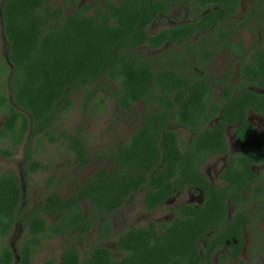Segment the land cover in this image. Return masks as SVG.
<instances>
[{
  "label": "trees",
  "instance_id": "trees-1",
  "mask_svg": "<svg viewBox=\"0 0 264 264\" xmlns=\"http://www.w3.org/2000/svg\"><path fill=\"white\" fill-rule=\"evenodd\" d=\"M50 1L0 0V29L6 43V56L0 54V115L4 114L0 140L9 141L11 147L25 141L24 164L29 171L40 168L29 143L41 137L51 143L61 138L74 155L75 171L95 160L79 133L63 130L56 136L54 126L72 107L75 90H82L84 108L94 105L99 88L90 85L99 78L114 83L112 94L119 108L130 109L140 101L159 108L146 110L128 141L102 156L109 166L96 168L65 197L53 191L22 212L25 199L18 175L12 170L0 174V264H32L41 239L52 236L67 241L59 260L50 257L42 264H211L216 251L222 261L237 260L245 247L246 231L251 236V257L239 264H260L264 129L261 133L247 114L252 110L264 115V92L249 88L264 89V43L253 42L244 49L242 40L232 42L226 37L235 33L233 27L240 21L233 18L238 0H105L92 13L88 10L96 3L66 15L63 7H51ZM183 1L197 14L209 4L216 7L193 21L154 34L147 32L149 24L168 14L170 5ZM69 2L76 7L78 0ZM255 4L252 10L263 18L264 0ZM224 21H232V28L224 29ZM203 32L225 37L231 53L245 55L238 60L235 83L230 82L229 70L215 81L223 87L220 103L212 100V75L201 76L195 69L185 68L180 64L185 54L177 55L172 49L170 54L161 47L195 33L205 38ZM144 44L156 53H133ZM213 54L200 53L205 61ZM198 66L202 68V64ZM213 117L217 122L208 123ZM172 123L185 126L192 134L181 140ZM236 123L239 149L228 155L219 174L221 183H211L201 167L215 155L228 152L225 127ZM2 152L12 155L11 149ZM253 167L261 169L257 172ZM186 187L201 191L202 202L178 203L175 214L160 224V230L153 220L129 228L118 239L119 258L114 259L102 244L92 245L85 255L74 244L84 243L93 227L100 237L109 236L108 216L140 190L145 208L154 210ZM82 201L89 205L87 212ZM19 220L26 224L27 233L15 253L2 239ZM225 247L227 251H222Z\"/></svg>",
  "mask_w": 264,
  "mask_h": 264
},
{
  "label": "rangeland",
  "instance_id": "rangeland-1",
  "mask_svg": "<svg viewBox=\"0 0 264 264\" xmlns=\"http://www.w3.org/2000/svg\"><path fill=\"white\" fill-rule=\"evenodd\" d=\"M105 0H78L77 6L74 7L69 0H51V7L61 6L64 9V14H69L74 8H79L84 4H93V8L88 10L92 13L98 5H102ZM241 7L249 2V0H241ZM241 10V8H240ZM242 11V10H241ZM187 14V17L185 16ZM194 18L190 12V6L187 3H178L172 5L167 16H159L147 27V32L150 34L157 33L159 30L171 26L177 21ZM258 33V31H257ZM245 37L246 46H250L253 42L251 32H240L239 35ZM133 53L136 55H153L155 50H151L147 45L135 48ZM0 54L6 56V43L1 35L0 29ZM230 56L226 54L219 56L209 66L210 70L215 72L224 71L223 69L230 63ZM236 61L231 63V69L235 68ZM157 68V63L153 64ZM234 78L237 75V69L234 71ZM1 81V79H0ZM90 86H98L99 90L97 97L93 100L88 108L83 107L82 90L77 89L71 94L73 102L72 107L68 112L63 113L59 118V123H55L54 132L56 136H61L62 131L66 130V134L79 133L82 140L87 146L89 155L94 156L95 160L90 164L84 166L78 171H75L76 164L74 163V155L66 149L61 138L51 143L45 138L32 140L29 143L33 158L36 159L40 168L35 171H29L24 164L25 141L18 144L16 147H11L9 141L0 140V174L4 171H14L20 181L24 190V202L22 212L31 208L39 200L50 194L53 191L60 193L62 196L74 192L80 184H82L86 177L90 175L96 168L102 166H109L111 163L102 159L111 152L117 144L126 143L131 133L140 125L141 119L146 110H157L158 105H147L142 101L137 102L130 109H121L116 104L112 87L114 83L110 82L107 77L99 78L93 81ZM252 87V86H251ZM253 89H259L252 87ZM103 99V102H99ZM4 114L0 115V126L3 122ZM249 119L255 124L259 131L264 129V117L261 114L250 111ZM171 128L180 131V139L185 140L191 134L190 131L182 125L172 123ZM227 141L229 152H234L238 148L234 126L229 127L227 131ZM11 149L12 155L7 156L2 152V149ZM227 155H217L205 162L202 165V172L211 183H221L219 178L220 170L227 164ZM254 170L259 171L260 167H254ZM143 190L134 194L133 199H128L125 205L115 213L108 216L110 220V234L107 237H100L97 228L93 227L86 234L84 243L75 241L82 253L85 255L88 249L95 244H102L108 247L113 254V258H119L122 253L115 248L118 239L129 228L137 225H144L149 220H153L160 230V224L169 221L175 214L174 207L181 202L199 203L202 199L201 193H195L194 188L186 187L182 193L175 191V193L164 203L159 205L154 210H148L143 204ZM81 206L88 211L89 205L82 201ZM232 208V205L230 206ZM49 220H54L53 216L47 214ZM259 231L264 233V218L259 220ZM26 224L19 220L11 230L8 236L4 237L2 241L8 244L12 250L17 253L20 249L22 241L26 236ZM67 238L61 236H52L50 238H42L41 245L34 253L31 262L32 264H42V262L50 257L59 260L63 244ZM203 239L201 240V243ZM251 236L249 232H245V247L241 251L237 260L226 258L224 261L219 259V252L212 254L211 264H239L241 260L249 261L251 257L250 245ZM222 251H227L223 248ZM17 258V255H16ZM257 259L260 264H264V248L257 254Z\"/></svg>",
  "mask_w": 264,
  "mask_h": 264
},
{
  "label": "flooded vegetation",
  "instance_id": "flooded-vegetation-1",
  "mask_svg": "<svg viewBox=\"0 0 264 264\" xmlns=\"http://www.w3.org/2000/svg\"><path fill=\"white\" fill-rule=\"evenodd\" d=\"M240 1L241 0H238V4H239L238 11L233 16L234 19H240V21L237 23V25H235L233 27V29L235 28V33L234 34L229 33L228 36H226V37L230 38V40L232 42H237L239 40H242L243 45H244V49H249V47L253 44V42L256 43L257 45L264 43V17L262 18V16L256 10L255 11L252 10L254 4L258 3L259 0H257V2H256V0H249V2L244 6V8L241 7V2ZM181 3L189 4L186 1L180 2V4ZM175 4H178V3H175ZM175 4H172V5H175ZM172 5H170L169 8ZM215 7H216L215 4H209V5H207L206 9L203 10L202 13L197 14L196 12H194L195 10L193 9V7L190 6V12L192 13L194 18H191V19H185L184 18V20L177 21L174 24H172L171 26H174L175 24L180 23V22L193 21L196 18H198L201 14H203L204 12H207L208 10H210V8H215ZM240 8H241L242 11L240 10ZM161 16H167V14L166 15H161ZM185 16L187 17V14ZM243 23H244V26H241V24H243ZM231 25H232V21H226V22L224 21L222 26L224 27V29L228 30V29L232 28ZM171 26H167V27H171ZM257 31H258V33H257ZM240 32L241 33L242 32H246V33L251 32V36H253V42L251 43L250 46H248V47L246 46L245 37L243 35H241V34L239 35ZM202 34L205 35L206 33L203 32ZM226 41H227V39L225 37L220 36V35L210 36V34H206L205 38H201L199 36V33H195V34H193L190 37L179 38L178 42L176 44H174V45H170L171 43L169 42V43L164 44L161 47L162 48H168V52L169 53L171 52V49H172L173 53H176L177 55L178 54H181V55L185 54L183 56V58H184V61H186V64L184 63L183 60L180 61V64L182 66L184 65L185 68L186 67L187 68L191 67V68L195 69L201 76H207V73L212 75L213 80H214L212 82V84H211L212 85L213 94H214L212 100L214 102L220 103L221 101H220V98H219V92L222 90L223 87H222V84H217V83H215V81H218L229 70L230 73H231L230 82L235 83L237 81L238 77H239L238 67H239L240 63H239L238 60L239 59L242 60V58L245 56L244 53H242L241 55H236L234 53H231V51H229L228 48L226 47L227 46ZM144 45H146V44H144ZM149 49H151V48H149ZM203 50H205L207 52H210L211 54L215 53V56H213L211 60L205 61L202 58V56L200 55V53ZM224 54H226V56H230V58H231L230 63L223 69L224 71L215 72L214 70H210L209 69L210 64L212 62H214L219 56L224 55ZM175 58H176L175 56L172 57L173 60H175ZM233 60L236 61V62H234L235 63V68L231 69L232 67L230 65L233 62ZM195 63H198V64H195ZM199 64H200V66L202 64L201 67L204 68V70L202 68L201 69L199 68V66H198ZM236 69H237V75H236V78H234L233 74H234V71ZM251 86L252 87L253 86L256 87V85H250L249 88H251V89H253ZM257 88H259V87H257ZM233 90H235L234 87H233ZM253 90H256V91H259V92H264L263 88L262 89L261 88L253 89ZM250 111H252V110H250ZM250 111H248V114H247L248 120H250L249 119V112ZM253 112H255V111H253ZM262 116L264 117V115H262ZM217 120H218V118L213 117V118L208 120L209 121L208 123L211 124L212 122H217ZM237 125H238V123L233 124V125H227L225 127L226 140H227V131H228L229 127L234 126V132H235V128H236ZM190 133L192 134L191 131H190ZM235 139H236V132H235ZM236 142H237V140H236ZM237 145H238V142H237ZM227 147H228V152L226 154H217V155H227L228 156L231 153L237 152L238 149H239V145H238V148L236 149V151L229 152L228 141H227ZM217 155H215V156H217ZM228 160H229V158H228ZM253 169H254V167H253ZM221 170H220V172H221ZM220 172H219V174H220ZM257 172H259V171H257ZM199 193H201L203 195V193L201 191ZM202 200H203V196H202V199H201V201L199 203H201ZM192 203H194V202H192ZM258 224H259V222H258Z\"/></svg>",
  "mask_w": 264,
  "mask_h": 264
}]
</instances>
